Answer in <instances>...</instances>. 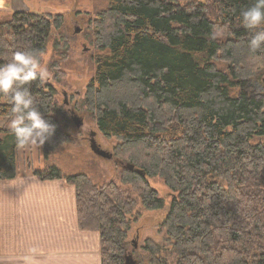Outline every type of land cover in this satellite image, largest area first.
<instances>
[{
    "label": "trees",
    "instance_id": "16d2710c",
    "mask_svg": "<svg viewBox=\"0 0 264 264\" xmlns=\"http://www.w3.org/2000/svg\"><path fill=\"white\" fill-rule=\"evenodd\" d=\"M254 3L109 0L91 22L94 46L105 54L83 106L104 136L119 141L113 156L124 164L120 179L137 198L117 182L97 185L56 167L33 175L75 188L79 227L100 234L102 264H124L138 199L146 210L165 207L149 177L174 192L163 227L177 264H264V141L255 142L264 139V96L245 91L264 68V49L249 50L252 33L241 23ZM62 25L61 14L13 13L0 23V64L16 51L43 54L51 31ZM30 91L54 125L42 145L48 157L65 141L59 118L64 122L67 113L50 82L35 81ZM9 112L0 103V117ZM17 148L9 129L0 128V182L17 176ZM146 248L149 264H166L158 245L147 240Z\"/></svg>",
    "mask_w": 264,
    "mask_h": 264
},
{
    "label": "rangeland",
    "instance_id": "374dc122",
    "mask_svg": "<svg viewBox=\"0 0 264 264\" xmlns=\"http://www.w3.org/2000/svg\"><path fill=\"white\" fill-rule=\"evenodd\" d=\"M3 2L0 4V23L11 19L13 13L18 11L63 15L62 27L51 31L46 51L39 57L42 65L48 69L47 82L56 89V100L60 106H64L67 113L64 122L59 118L65 141L48 157L44 155L42 146L18 147L17 165L21 172L24 169L44 171L56 167L64 176L86 174L97 185L117 182L124 191L137 198L135 191L121 182L124 164L116 156L107 159L92 150L90 134L93 132L96 133L97 143L113 155L119 141L115 137L104 136L92 114L83 106L87 86L96 71L97 58L105 54L94 46L95 28L91 22L108 8L109 0H4ZM54 64L58 66L61 74L63 73V77L56 76ZM217 64L223 68L227 67L222 62ZM245 91L251 96H264V68L256 72L248 81ZM65 100L67 103H64ZM70 109L84 120L81 127L75 125ZM0 128L8 129V118L0 117ZM260 140L264 141L256 138L255 142ZM148 180L164 199L165 207L159 210H146L138 199V205L130 219L127 245L123 253L124 264L126 263L124 256L128 252L133 254L137 264H149L151 258L146 248L147 240L159 246L160 258L165 260L166 264H177L173 252L174 241L163 227L174 192L161 178L149 177Z\"/></svg>",
    "mask_w": 264,
    "mask_h": 264
},
{
    "label": "crops",
    "instance_id": "0c3cea01",
    "mask_svg": "<svg viewBox=\"0 0 264 264\" xmlns=\"http://www.w3.org/2000/svg\"><path fill=\"white\" fill-rule=\"evenodd\" d=\"M17 168L0 182V264H23L33 247L40 264H102L100 234L79 227L75 188Z\"/></svg>",
    "mask_w": 264,
    "mask_h": 264
},
{
    "label": "clouds",
    "instance_id": "9594fccd",
    "mask_svg": "<svg viewBox=\"0 0 264 264\" xmlns=\"http://www.w3.org/2000/svg\"><path fill=\"white\" fill-rule=\"evenodd\" d=\"M241 23L252 33L249 50L255 53L264 49V0H255L242 11ZM218 35L215 31L211 34L213 39ZM48 76L39 53L32 49L16 51L9 62L0 64V103L10 105L8 129L19 148L42 146L54 132V125L44 118L30 91L33 82L43 84ZM28 253L22 257L23 264H40L36 259L39 249L30 248Z\"/></svg>",
    "mask_w": 264,
    "mask_h": 264
},
{
    "label": "water",
    "instance_id": "95a60500",
    "mask_svg": "<svg viewBox=\"0 0 264 264\" xmlns=\"http://www.w3.org/2000/svg\"><path fill=\"white\" fill-rule=\"evenodd\" d=\"M74 123L75 125L79 128L84 124V120L80 119L77 116H74ZM96 133L93 132L90 134V143H91V148L92 150L99 156H102L107 159H111L113 157V154L105 149H103L95 140ZM134 167L131 166V169ZM136 245V244H135ZM126 264H136V261L133 259L132 255L129 254L126 256Z\"/></svg>",
    "mask_w": 264,
    "mask_h": 264
},
{
    "label": "flooded vegetation",
    "instance_id": "af4514ba",
    "mask_svg": "<svg viewBox=\"0 0 264 264\" xmlns=\"http://www.w3.org/2000/svg\"><path fill=\"white\" fill-rule=\"evenodd\" d=\"M64 103H67L66 100H65ZM64 105H65V104H64ZM70 111H71V113L73 114V117H74V116H77V115H76L77 113H76L73 109H70ZM77 117H78V116H77ZM73 120H74V118H73Z\"/></svg>",
    "mask_w": 264,
    "mask_h": 264
}]
</instances>
